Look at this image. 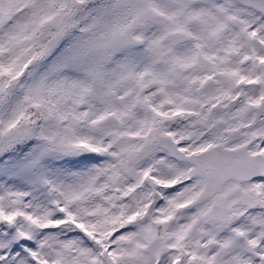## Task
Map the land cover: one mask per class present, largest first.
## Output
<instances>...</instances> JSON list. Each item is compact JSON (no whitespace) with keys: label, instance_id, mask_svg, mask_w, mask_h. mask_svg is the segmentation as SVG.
Listing matches in <instances>:
<instances>
[{"label":"snow or ice","instance_id":"1","mask_svg":"<svg viewBox=\"0 0 264 264\" xmlns=\"http://www.w3.org/2000/svg\"><path fill=\"white\" fill-rule=\"evenodd\" d=\"M0 264H264V0H0Z\"/></svg>","mask_w":264,"mask_h":264}]
</instances>
